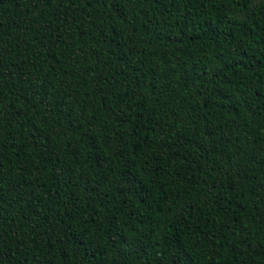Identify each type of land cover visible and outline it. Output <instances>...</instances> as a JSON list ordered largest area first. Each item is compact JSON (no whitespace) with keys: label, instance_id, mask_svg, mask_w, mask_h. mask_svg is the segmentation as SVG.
Instances as JSON below:
<instances>
[{"label":"trees","instance_id":"obj_1","mask_svg":"<svg viewBox=\"0 0 264 264\" xmlns=\"http://www.w3.org/2000/svg\"><path fill=\"white\" fill-rule=\"evenodd\" d=\"M0 264H264V0H0Z\"/></svg>","mask_w":264,"mask_h":264}]
</instances>
